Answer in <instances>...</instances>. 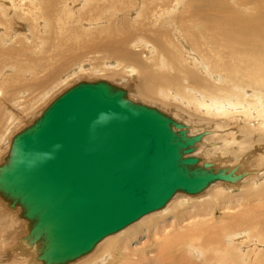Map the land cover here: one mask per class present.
I'll use <instances>...</instances> for the list:
<instances>
[{
    "label": "water",
    "instance_id": "obj_1",
    "mask_svg": "<svg viewBox=\"0 0 264 264\" xmlns=\"http://www.w3.org/2000/svg\"><path fill=\"white\" fill-rule=\"evenodd\" d=\"M202 136L109 81H80L12 137L0 199L39 264H70L176 194L247 176L194 156Z\"/></svg>",
    "mask_w": 264,
    "mask_h": 264
},
{
    "label": "rangeland",
    "instance_id": "obj_2",
    "mask_svg": "<svg viewBox=\"0 0 264 264\" xmlns=\"http://www.w3.org/2000/svg\"><path fill=\"white\" fill-rule=\"evenodd\" d=\"M4 1L6 3L12 1L13 5L11 3L12 6H7V5L3 6L2 4L5 3ZM82 1L83 0H56L57 2L56 7L58 10L60 8L64 9L65 5H67L65 12L66 10L68 11L69 7L73 8V12L71 11V13H69L72 16L70 17L69 22H72V24L74 25L75 22H78L76 23V25H79L78 27H43L45 23L43 22L42 19H39V21L37 22L39 24H42V27H28L27 24H29V22L27 21L26 24L24 21L19 20L20 19L19 18L18 21L16 20L17 21L16 24L11 23L12 24L11 27H8L6 29L9 31H4L3 28H0V34H1L0 36L2 37L3 40V42H0V52H6L9 48L11 50H14L15 55L13 56L14 58L13 57L12 58L14 60L16 59L18 65H22L25 63L28 64L29 62L28 59L39 57L40 55H42L46 59L50 57L51 60L54 57L56 60H52L51 63L53 64L56 63L58 59L54 55L60 50L66 49L58 45L63 39L60 38V36L69 35L71 32L69 30L70 28H73V30L76 29L77 33H79L80 35L82 34V36L84 33L89 31L96 32L97 33L96 38L99 37L100 39H103L105 37L102 36L103 34L102 30L106 28H108V30L111 33H114L116 35L122 33L120 32L121 29L124 30L126 28V27H122L123 22L132 23L134 21L136 23L138 22L139 24V23H143L142 19L148 22L150 18L153 19L158 16L160 17L161 15H163V18L169 20L174 17L178 18L177 15L178 10L176 6H174V4H176L180 0H176V1L157 0L156 2L155 0H151V2L155 4H158L161 1L172 2V6L168 10H162L155 7L151 11H148L147 9L142 10L141 9L142 5L140 3L141 2L140 0H132V5L134 8H125L123 11L121 12L118 11L115 15L113 14L112 17L113 16L114 17L108 19L110 23L107 21L105 14L99 15L100 20H98L97 23L91 21L90 20L91 15H89V13L86 11L87 9H89V6H82L81 4H79ZM102 1H106V0H102ZM113 1L114 3L120 2V0H113ZM231 1L232 0H229V2ZM19 2L20 0H9V1L0 0L2 7L7 8L8 12H12L11 11L12 7L19 6L18 5ZM25 3L26 5L27 4L29 5L28 1H25ZM136 4H138L137 7ZM28 10L29 9H27L26 7L20 6L16 11L18 12L19 16H21L22 18L28 19V16H30L29 13L27 14V12H29ZM80 10H82L81 11L82 13L80 12ZM35 11L36 13H39L38 9H34V11H32L33 16L37 15L35 14ZM78 12H80V14ZM158 12L160 15L158 14ZM61 14H64V12L55 13V16L53 17L56 18L57 20L58 19L57 17H59V15ZM65 16L67 15L65 14ZM119 16H121L119 18L121 20V22L119 21L120 24L117 21V17ZM186 18L188 17H185V19L183 18L182 21L184 23L182 22L181 25H184V27L191 25L193 28L196 29L195 30V34H196L197 30H199L198 27L201 26L199 23H196L199 21V19L195 15L194 17H190L188 19ZM191 19H193V21ZM207 19L211 20L212 17L208 15ZM102 22H104L103 23L104 25L102 24ZM64 23L65 22H59L58 24H64ZM90 24L93 25L99 24L102 27L100 26L90 27L89 26ZM26 26L28 27V29ZM157 28L160 31L161 30L165 31L166 33H168L169 31L170 32L177 31L180 35L182 33L180 32L182 28L177 26L176 22H171V27H157ZM11 39L13 40L11 41ZM140 39H141L140 36L135 35L134 37H132L131 40H129L126 43L124 48L129 51H134L136 49L140 50L142 45V50L146 51L145 54L149 53V56L151 55L152 57H157L158 59V57L160 56L158 55L156 46L154 44L152 45L149 44L148 45L149 49H147L148 47L146 44L148 43L143 39L141 41H137ZM182 39L185 42L184 43L185 47L187 49L192 48L193 50H195L198 55V58L201 59L199 55V50L202 48L201 43L203 42V40L198 37L194 39L196 41L195 43L192 44V42L190 41L191 38L188 40L187 38L182 37ZM159 40L161 42L165 41V39L162 38L161 39L159 38ZM85 41L90 42L89 38L88 39L83 38L81 40V42H85ZM133 41L135 42L137 41V42L135 43ZM169 41L171 45L175 47L177 46V41L174 37L173 40L169 39ZM163 43L167 44L166 41ZM190 43L192 45H189ZM206 44L211 54L217 53L219 51V49L215 45L207 42ZM176 48L179 49V46ZM142 50L138 52L141 53ZM224 54H227L226 51L225 53H223V55ZM2 58L3 59L5 58L7 60H3V63L0 64V91L2 90L0 92V98H1L0 102H3L4 105L6 106L7 104L4 98L5 96L9 97L10 98L9 104L11 106H9L10 109L4 106L7 112H4L1 115V118H3V120L1 123L2 126H0V144L3 141V139L6 137L8 131L9 132L11 131L10 133L11 135L28 119V118L26 119L24 118L21 120L23 116H25L28 113L31 116L30 111L36 109L34 110L36 112L45 103L46 104L47 102L49 103L53 98H55L58 94H60L65 89H67L73 83L80 80L96 81V80L106 79L121 84L122 86L128 88L131 92V96L134 99L142 101L148 105L156 106L172 114L176 118L183 120L189 125H193V124L200 125L202 128L209 127L212 130L217 131V133L220 134L216 133L215 137H213L211 141L217 143L221 147L227 142H229L230 147L232 148H239L241 145L244 146L246 151L242 152L241 155L242 156L246 155L245 157H248L249 159L248 165L250 166V168H255L257 166H254L255 164H253V161L255 160L252 159V156L249 154L254 150V148L264 150V132L261 129L258 130L257 128L255 129V127L253 126L257 123L255 118L247 120L246 117L242 114V110H241L242 105H246V108L251 113L253 114L258 112H259L258 114L262 113L264 111V87H260L254 90L250 89L249 92L244 93L242 89L241 90L235 89L236 83L231 84V86L229 85L230 88L229 92H231L232 94L238 93L239 94L238 101L233 96H231L232 94H230L229 92L228 94L225 92H221L219 93V95L220 97L222 96L221 99L223 100H226L227 98L233 100V102L235 103L236 106H238L241 112L240 113L234 112L233 114L225 115L218 111L217 113H213V114L211 113L210 115L209 114L206 115V113L204 114V112L202 111L204 110L203 108L202 110L199 111L195 109L194 106H192L191 104L189 105L187 104L189 102L194 104L196 99L202 97L204 98L203 101L208 100L209 93L202 88L203 83L201 82L200 79L199 80L189 79L188 77L186 79L183 74H180L178 76L172 74L175 72H170V71H168L169 73L166 78L160 77L158 76L159 72L166 70L161 68L160 62L147 63L146 67H142L141 64H139L138 66L131 64V62L134 61L129 56H125L124 58L118 59L116 57L107 56L106 54H101V53L97 55L86 54L84 57L77 59V61L75 62L72 61V63L66 68V70H63L58 77H56L54 80L49 82L44 88H41L40 91L37 92L36 89L31 88L30 92L33 93V97L30 99L29 103L22 106V100L27 97V95H25L26 92L23 93L22 92L23 90L18 89L15 90L13 93L10 94L7 93V88L9 86V83L3 82V78L8 76L11 77L21 76L23 78L25 73L15 65L9 66L7 64L8 57L6 58L5 56ZM160 58L162 59L161 61L167 60L166 62H171V59H166L163 57ZM226 59H230V58H226ZM144 60H146V58H144ZM164 61L163 63H165ZM200 63H202V65L205 66L206 68H208L209 71H212V68L202 59L200 60ZM132 66H134V68ZM15 68H17L20 71V73L18 74L15 73V71H13V69ZM131 68L132 70L133 69L134 70L131 73H129L128 71L129 69L131 70ZM145 76H148V82L149 84H151V86L152 85L156 86V88H153L152 90L154 92H146L145 89L143 88L145 81H143L142 77ZM206 81H207L206 83H208L211 89V92L217 93L213 91L214 87L212 84L208 82V79ZM224 83L225 80L223 81V84ZM199 85L200 87H198ZM141 92L145 95L141 94ZM187 92H192V94L189 95V93ZM134 93H136L137 96H135ZM224 94H226L225 97H223ZM42 95H44L43 98L41 97ZM174 96H176L177 98H182L184 100L183 101L184 103L179 99L178 100L173 99ZM216 97L218 98V96ZM190 98L192 99V101ZM45 100L46 102L43 103ZM173 100H175V102ZM243 100H245L247 104ZM9 111L13 114H11ZM34 111H32V113ZM5 114H7L8 117L9 116L10 117L8 118L7 116H5ZM11 117L12 119H14L13 121L12 120L10 121ZM19 121L20 123H18ZM29 122L30 119L28 120V122L24 124V126H26ZM256 127L259 126L256 125ZM226 133L228 134L225 136ZM252 133H254L253 134L254 136L251 135ZM249 134L251 138L247 137L249 136ZM10 135L7 137V139L10 137ZM218 135H221L222 137ZM217 137H219V139H216ZM1 150H2V146L0 147V152ZM225 151L226 149H221V151L218 153L207 154L206 151L204 150L203 152L201 151L202 152L201 155L207 158L208 160L214 159L217 156L226 155V157L229 158L226 161L228 164L230 165L236 164L240 158V155L232 156L228 153L224 154ZM260 158H261L260 164L263 165L264 154ZM247 182L248 181H246L242 186L238 188L237 187L229 188L227 186H216L210 189L206 194L196 199L194 198L189 199L188 197L185 198L181 196L177 197L170 205H168L160 213H156L151 217H147L138 224L129 228L128 230L116 236H113L110 239H107L90 255V257L88 256L89 258L87 257L88 259L85 258V260L83 259L84 261L81 260L82 262L79 261L78 263L75 264H246V263L264 264V176L262 180L258 181V183H247ZM224 207L229 208L228 210L231 212L226 211L229 213H225V211H222L221 208ZM1 215L2 217L6 218V216L2 214V212ZM235 219L239 221L243 220V223L239 224L238 222H236V226H235L233 224V220ZM17 235L19 236V232H17ZM227 237L229 238L233 237V239H231L233 241L230 244H228L226 241ZM242 238L243 240H241ZM129 243H133L132 247L134 249H132V247L131 248L128 247ZM143 244L146 246V248L142 251ZM124 246L128 247L129 249L126 250ZM9 251H10L9 254H11L12 252V258H19L17 257L16 253L12 251V247H10ZM6 254L7 253L4 252V258H6L5 257Z\"/></svg>",
    "mask_w": 264,
    "mask_h": 264
},
{
    "label": "bare ground",
    "instance_id": "obj_3",
    "mask_svg": "<svg viewBox=\"0 0 264 264\" xmlns=\"http://www.w3.org/2000/svg\"><path fill=\"white\" fill-rule=\"evenodd\" d=\"M25 1H28V3H29V5L27 4L28 7H27ZM140 1H141L140 2L141 5H142L141 9L142 10L147 9L148 11L153 10L155 7L162 9V10H168L172 6L171 1L170 2L161 1L158 4L152 3L151 0L150 1L140 0ZM156 1L157 0H155V2ZM175 1H174V3H175ZM11 3L13 5L12 1L7 2V3L5 2L2 5L3 6H5V5L12 6ZM56 3H57L56 0H20V2L18 4L19 6L14 5L15 7L11 8L12 12H8L7 8L2 7V5L0 3V5H1L0 6V28H3L4 31H9L6 29L8 27H11L12 24H16V22L18 21L19 18H20L19 20L24 21L26 24L28 21L29 22V24H27L28 27H42V24L37 23L39 21V19H42L43 22L45 23V25L43 27H78L79 25H76V23H78V22H75V25L72 24V22H69L70 17H72L69 13H71V11L73 12V8L69 7L68 11L66 10V12H65V9L67 7V5H65L64 9L60 8L58 10L56 7ZM79 4H81L82 6H89V9H87L86 11L89 13V15H91L90 20L95 22V23H97L98 20H100V18H99L100 14H105L107 21H108V19L113 18L114 16L112 17V15L113 14L115 15L118 11L121 12L125 8H134L132 5V0H120V2H116V3H114L113 0H111V1L110 0H106V1L83 0ZM137 5L138 4H136V7H137ZM20 6L26 7L27 9H29L28 10L29 12H27V14L28 13L30 14V16H28V19H25V18H22L21 16H19V14L16 10ZM174 6H176V8L178 10V13H177L178 18L174 17V18H171L169 20V19L163 18V15L160 16L161 18L159 16L156 17V14H155L156 18L152 17L153 19H151L149 17L150 20L148 19L149 20L148 22H146L144 19H142L143 23H139V24H138V22L136 23L134 21L132 23L123 22L122 27H126V28L124 30L121 29L120 32H122V33L116 35L114 33H111L108 30V28H106V29L102 30L103 31L102 36L105 37L103 39H100L99 37L96 38V36H97L96 32H90L89 31V32L84 33L82 36V34L80 35L79 33H77L76 29L73 30V28H70L69 30L71 32L69 35L60 36V38H63V39L58 45L60 47L66 48V49L60 50L59 52H57L54 55L58 59H57V62L53 63V64L51 63L52 60H56L54 57L51 60L50 57L48 59H46L42 55H40L39 57L28 59V61H29L28 64L25 63L22 65H18V62L16 61V59L15 60L13 59L14 58L13 56L15 55L14 50H11L9 48L6 52H0V64L3 63V60H7L5 58L4 59L2 58V57L6 56V58L8 57L7 64L9 66L15 65L16 67H18L19 69H21L25 73L23 78L21 76H19V77L8 76V77L3 78V82L9 83V86L7 88V93H9V94L13 93L15 90H18V89L23 90L22 91L23 93L26 92L25 95H27V97L22 100V106H23V105L29 103L30 99L33 97V93L30 92L31 88L36 89L38 92L41 90V88H44L49 82H51L56 77H58L63 70H66V68L72 63V61L75 62V61H77V59L84 57L86 54L97 55V54L101 53V54H106L107 56L116 57L118 59L124 58L125 56H129L134 61V62H131V64H133L135 66H138L139 64H141L142 67H146L147 63L160 62L161 68L166 69L165 71L159 72L158 76H160V77L166 78L168 76V73H169L168 71H170V72H175L172 74L178 75V76L180 74H183L186 79H187V77L189 79H197V80L200 79L201 82L203 83L202 88L209 93L208 100L203 101V99H204L203 97L202 98L198 97L199 99H196L197 102L195 101L194 104L190 103V102L189 103L186 102L188 105L191 104L192 106H194L195 109H197L199 111L202 110V108H203L204 110H202V111L204 112V114L206 113V115L207 114L210 115L211 113L212 114L217 113L218 111L225 114V115L233 114L234 112L240 113L241 111L239 110L238 106L235 105L233 100H231L229 98H227V99L225 98L226 100H223V99H221L222 96L220 97L219 93L225 92L228 94V92L230 91L229 85L231 86V84H235V83H236L235 89H237V90L242 89L244 93L249 92L250 89L254 90V89H257L260 87H264V0H232L231 2H229V0H180L179 2L174 4ZM34 9H38L39 13H36V11H35V14H37V15L33 16L32 11H34ZM245 9H247V10H245ZM81 11L82 10H80V12ZM58 12H64V14L59 15V17H57L58 19L56 20V18H54L53 16H55V13H58ZM80 12H78V13L80 14ZM108 12H111V13H108ZM65 14L67 16H65ZM158 14H159V12H158ZM194 15L199 19V21L196 23H199L201 25L200 27H198L199 30H197L196 34H195L196 29L193 28L191 25H188L187 27H184V25H181L183 22L182 21L183 18L185 19V17H188V18L194 17ZM208 15H210L212 17L211 20L207 19ZM60 17H61V19H60ZM120 17L121 16L117 17L118 23H119V21L121 22V20L119 19ZM125 17H127V16H125ZM214 17H215V19H214ZM188 18H186V19H188ZM198 19H196V20H198ZM191 20L193 21V19H191ZM59 22H65V23L64 24H58ZM171 22H176V25L182 28L180 30V32H182L181 35L177 31H173V32L169 31L168 33H166L165 31H162V30L160 31L157 28V27H171ZM103 23L104 22H102V24ZM89 26L90 27H99L100 25L99 24L98 25L90 24ZM28 27H27V29H28ZM81 27H82V25H81ZM100 27H102V26H100ZM135 35L141 37V39L137 40V41H141L142 39L145 40L148 43V44H146L147 47L149 44H151V45L154 44L156 46L157 51H158V55L160 57H163L166 59H171V62H166L167 60L166 61L163 60L165 62V63H163V61H161L162 59L160 57H158V59H157V57H152L151 55L149 56V53L145 54L146 51L142 50L141 44H140L141 45L140 50H142L141 53L138 52V51H140L138 49H136V50L133 49L134 51L126 50L124 48V46ZM173 37L177 41L176 47L179 46L180 50L178 48H176L175 46L170 44L169 39L173 40ZM182 37H185L188 40L191 38L190 41L192 42V44L195 43V41H196L194 39H196L198 37L203 40V42L201 43L202 48L199 50V55H200V58L212 68V71H209L208 68H206L205 66L202 65V63H200L201 59L198 58V55H197L195 50H193L192 48L187 49L185 47V44H184L185 42L183 41ZM83 38H85V39L89 38L90 42H86V41L81 42V40ZM159 38L165 39L167 44L163 43L165 41L161 42L159 40ZM12 40L13 39H11V41ZM48 40H50V39H48ZM0 42H3L1 36H0ZM133 42H135V41H133ZM206 42L215 45L219 49V51L217 53L211 54L210 51L208 50L209 48L207 47ZM192 44L190 43L189 45H192ZM138 46H136V47H138ZM147 49H149V47ZM225 51L227 54L223 55V53H225ZM144 58H146V60H144ZM226 58H230V59H226ZM9 60H12V61H9ZM128 60H129V58H128ZM158 60H160V61H158ZM132 67L134 68V66H132ZM133 70L131 68V70L129 69L128 72L131 73ZM13 71H15V73H17V74L20 73V71L17 68L13 69ZM6 72H8V71H6ZM42 72H43V74H42ZM22 75H23V73H22ZM26 75H27V77H26ZM142 79H143V81H145V84L143 86L145 91L146 92H154L152 90H153V88H156V86L155 85L151 86V84H149L148 76L142 77ZM207 79H208V82L213 85V87H214L213 91L217 92V93L211 92V89H210L208 83H206ZM103 80H106V79H103ZM224 80H225V83L223 84ZM80 81H85V80H80ZM80 81L73 83L69 87L73 86L74 84H76ZM106 81H109V80H106ZM3 82H1V83H3ZM109 82H111V83H113V84H115V85H117L123 89H126L128 91L129 97L132 100L141 102L145 105H148L142 101L134 99L131 96V92L128 88H126V87H124L121 84H118L116 82H112V81H109ZM198 87H200V85ZM24 89H25V91H24ZM235 89H232V90H235ZM5 90H6V87H5ZM64 91H62V92H64ZM142 92H141V94H143ZM187 93H189V95L192 94V92H187ZM229 93L232 94L231 92H229ZM60 94H58V95H60ZM134 94H135V96H137L136 93H134ZM167 94H170V93H167ZM143 95H145V94H143ZM173 95H175V94H173ZM238 95H239L238 93H234L231 96H233L238 101ZM2 96H3V94H2ZM216 96H218V98ZM225 96H226V94L223 95V97H225ZM41 97L43 98L44 95H42ZM162 97H163V95H162ZM3 98H4V96H3ZM55 98H53L49 103L47 102V104L45 103L47 100L46 99L43 102L45 104L40 109H38L36 112L34 111L36 109L32 110V111H34L33 113H32V111H30L31 116L29 115V113L26 114L25 116H23L21 118V120L24 118L25 119L28 118V119L16 131H14L11 135H10L11 131L7 132L6 137L3 139V141L0 144V147L2 146V150L0 152V163H2L3 158L6 156V154L9 151V147L11 144L12 137L15 134H17L19 131H21L23 128L32 124V122L42 113V111ZM195 98H197V97H195ZM173 99H175V100L179 99L182 102L184 101L182 98H177L176 96H174ZM4 100H5L7 105L5 106L3 102H0V126H2L1 123L3 120V118H1V115L4 112H7V110L4 108V106L6 108L7 107L9 108V106H11L9 104L10 103L9 97L5 96ZM165 100H167V99H165ZM175 100H173V101L175 102ZM191 101H192V99H191ZM243 101H245V100H243ZM245 103L247 104L246 101H245ZM148 106L155 107V108L159 109L160 111L166 113L167 115L171 116L173 119L183 123L187 127V130H188L190 135H197V134L203 135L202 140L197 145L194 156L200 158L203 162L212 163L218 168H221V167L233 168V167L237 166L238 171L240 173L246 172L247 176L244 177L237 184H228V183H224V182H217V183L211 185L203 193L196 195V196H189V195H185V194H176L163 209L156 211L154 213H151L149 215H146L143 218H141L140 220H138L137 222H135V223L131 224L130 226L126 227L125 229L119 231L118 233L106 237L99 244L96 245V247L93 249L92 252H90L88 255H86V256H84V257H82V258H80V259H78V260H76L70 264L78 263L81 260L84 261L85 258L88 259L90 257V255L104 241L128 230L129 228L138 224L139 222H141L145 218L151 217L152 215H154L156 213H160L168 205H170L177 197L181 196V197H185V198L188 197L189 199L190 198L196 199V198H199L200 196L206 194L210 189H212L216 186H227L229 188H234V187L238 188V187L242 186L246 181H248L247 183H258V181L263 179L264 164L263 165L260 164V159H261L260 157L263 156L264 150L254 148V150L249 154L252 156V159L255 160V161H253V164H255L254 166H257L255 168H250V166L248 165V161H249L248 157H245L246 155L245 156L241 155L242 152L246 151L244 146H242L241 144L240 145L242 147L240 146L239 148H232V147H230L229 142H227L224 145H222V147H223L222 148L217 143L211 141V139H213V137H215L217 131L212 130L209 127L202 128L200 125H194V124L189 125L186 122H184L183 120L176 118L172 114H170V113H168V112H166V111H164V110H162L156 106H152V105H148ZM183 107H185V106H183ZM237 110H239V111H237ZM241 110H242V114L246 117L247 120L255 118V120L257 121V123L255 125H253L255 127V129L256 128H257V130L261 129L264 132V111L260 114H258L259 112L253 114L246 108V105H242ZM251 111H252V109H251ZM11 114H13V113H11ZM218 115H220V114H218ZM5 116L8 117L7 114H5ZM29 119H30V122L26 126H24V124L26 122H28ZM11 120L13 121L14 119H12V117H11L10 121ZM20 121L18 123H20ZM246 123H245V125H246ZM256 125L259 127H256ZM14 126H17V125H14ZM22 126H24V127H22ZM244 128H246V127H244ZM228 133H226L225 136ZM217 134H220V133H217ZM253 134L254 133H252L251 135H253ZM255 134H256V132H255ZM9 135H10V137L7 139V137ZM260 135H262V134H260ZM218 136L222 137L221 135H218ZM247 137L251 138L250 134ZM6 139H7V141H6ZM216 139H219V137H217ZM222 139H224V138H222ZM257 139H258V137H257ZM221 149H226L224 154L228 153L232 156L240 155L238 162L234 165L228 164L226 161L229 158L226 157V155L217 156L211 160L210 159L208 160L207 158H205L204 156L201 155V153L204 150L206 151L207 154H212V153L220 152ZM209 193H211V192H209ZM218 196H220V195H218ZM215 200H216V198H215ZM228 209L229 208H226V207L221 208V210L225 211V213L231 212ZM226 211H229V212H226ZM1 212H2V214H4L6 216V218L2 217ZM17 213H18V210H15V211L10 210L0 199V261H2V262H0V264H3V261H4V264H39L35 260V248L34 247L31 248V247L27 246L23 240L27 234V223L23 220L18 219ZM210 216H211V214H210ZM236 222H238L239 224H242L243 220L242 221H239L237 219L233 220V224L235 226H236ZM16 227L18 228V231H17ZM147 231H148V229H147ZM17 232H19V236L17 235ZM167 232H166V234H167ZM234 237H236V236H234ZM231 239H233V237H230V238L227 237L226 238V241L228 244H230L233 241ZM241 240H243V238ZM239 241H240V239H239ZM133 243H129L128 247L131 248ZM10 247H12V251L15 252L17 257H19V258H12V252H11V254H9ZM128 247H125L126 250L129 249ZM145 248H146V246L143 244L142 251ZM132 249H134V248L132 247ZM138 249H140V248H138ZM4 252L7 253L5 256L6 258H4ZM21 259H22V261H21Z\"/></svg>",
    "mask_w": 264,
    "mask_h": 264
},
{
    "label": "clouds",
    "instance_id": "obj_4",
    "mask_svg": "<svg viewBox=\"0 0 264 264\" xmlns=\"http://www.w3.org/2000/svg\"><path fill=\"white\" fill-rule=\"evenodd\" d=\"M55 147H56V148H58V147H59V145H56Z\"/></svg>",
    "mask_w": 264,
    "mask_h": 264
}]
</instances>
